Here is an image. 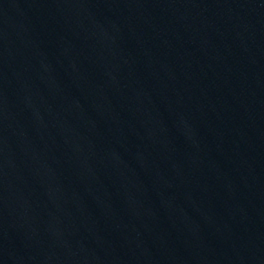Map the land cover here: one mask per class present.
Instances as JSON below:
<instances>
[{
    "label": "water",
    "instance_id": "95a60500",
    "mask_svg": "<svg viewBox=\"0 0 264 264\" xmlns=\"http://www.w3.org/2000/svg\"><path fill=\"white\" fill-rule=\"evenodd\" d=\"M0 264H264V0H0Z\"/></svg>",
    "mask_w": 264,
    "mask_h": 264
}]
</instances>
